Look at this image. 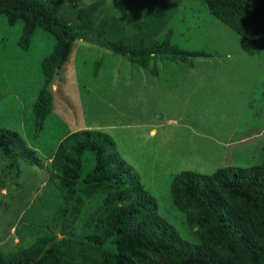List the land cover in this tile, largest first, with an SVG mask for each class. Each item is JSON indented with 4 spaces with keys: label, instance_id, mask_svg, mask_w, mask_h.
<instances>
[{
    "label": "rangeland",
    "instance_id": "obj_1",
    "mask_svg": "<svg viewBox=\"0 0 264 264\" xmlns=\"http://www.w3.org/2000/svg\"><path fill=\"white\" fill-rule=\"evenodd\" d=\"M94 1L66 0L65 23L72 20L71 5ZM161 1L106 0L96 17L121 18L127 33L135 34ZM170 12L161 34L170 28L172 44L188 51L203 50L209 57L193 58L189 67L156 55L143 69L113 52L103 40L73 30L76 38L69 59L49 86L51 116L38 136L32 107L43 82L40 59L52 38L38 30L33 48L22 52L17 46L20 25L6 26L0 18V128L18 132L43 160L39 167L22 159L13 162L0 152L1 253L16 252L41 236L73 246L94 233L96 222L89 227L85 223L97 213L101 198L87 197L81 180L74 199L80 198L82 206L75 218L73 200L61 207L48 169L58 143L72 132L90 129L109 135L119 158L156 199L158 214L189 242L197 238L171 203L173 177L182 171L211 174L225 166L261 164L264 51L214 19L202 0H178ZM216 40H221V47ZM153 68L157 76L151 74ZM235 93L252 94L241 122L247 132L227 135L224 130L239 111L232 100ZM91 167L88 157L86 171ZM72 250L77 252L76 246ZM73 256L77 264L88 261L85 253Z\"/></svg>",
    "mask_w": 264,
    "mask_h": 264
},
{
    "label": "trees",
    "instance_id": "obj_2",
    "mask_svg": "<svg viewBox=\"0 0 264 264\" xmlns=\"http://www.w3.org/2000/svg\"><path fill=\"white\" fill-rule=\"evenodd\" d=\"M202 1L214 19L264 51V0ZM177 2L162 0L137 32L128 34L121 18L96 17L106 0L71 5L69 23L64 21L66 0H0L4 24L20 25L17 46L22 52L30 50L38 30L52 38L40 59L43 82L32 107L35 135L44 132L51 116L49 86L57 69L68 61L77 31L103 40L113 52L143 69L156 55L189 67L193 58L209 57L203 50L188 51L172 44L170 28L161 34ZM99 66L100 61L95 62V78ZM150 72L157 76L156 69ZM0 152L13 162L22 159L43 167L40 155L22 136L3 127ZM261 152L257 166H225L211 174L182 171L173 177L171 203L197 238L189 242L158 214L156 199L119 158L109 135L90 129L72 132L58 143L48 169L61 207L73 200L75 218L82 206L80 198L74 199L81 180L87 197L101 198L97 213L85 223L89 227L96 222L94 233L73 246L37 237L16 252H0V264H77L73 254L79 252L88 257L85 264H264V143ZM88 157L92 167L86 171Z\"/></svg>",
    "mask_w": 264,
    "mask_h": 264
},
{
    "label": "crops",
    "instance_id": "obj_3",
    "mask_svg": "<svg viewBox=\"0 0 264 264\" xmlns=\"http://www.w3.org/2000/svg\"><path fill=\"white\" fill-rule=\"evenodd\" d=\"M216 42H217L218 48L222 46L221 40H216ZM215 61L219 62L218 58H216ZM254 81L255 82L258 81L256 76L254 77ZM235 95H237V96L235 97ZM250 95H252V94L248 93V95H244V96H242L241 93L233 94V99L232 100H233V102L238 103L237 106L239 107V111L237 113L233 114L232 119H230L229 125L228 126L225 125L228 129L225 128L224 134L232 135V134H236L237 133V134H241L242 135L245 132H247V131H245V130H243L241 128V122H242L243 117L246 114V111L249 110L248 107H249V104L251 102L249 100ZM217 141L221 142L222 140L217 139ZM229 141H233V139H229ZM223 142H225V141H223Z\"/></svg>",
    "mask_w": 264,
    "mask_h": 264
}]
</instances>
